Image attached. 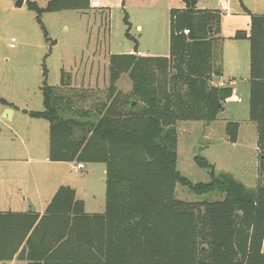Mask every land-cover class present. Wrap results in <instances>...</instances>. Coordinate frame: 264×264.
<instances>
[{"label": "trees", "instance_id": "16d2710c", "mask_svg": "<svg viewBox=\"0 0 264 264\" xmlns=\"http://www.w3.org/2000/svg\"><path fill=\"white\" fill-rule=\"evenodd\" d=\"M185 3L170 13L169 56H140L133 38V54L111 56L108 100L96 112L64 94L72 90L65 72L61 86L53 87L44 68L45 109L29 115L49 122L50 161L106 166V209L87 213L76 191L63 186L43 215L0 212V262L17 257L27 264H264V185L248 188L218 174L202 156L195 162L210 171L208 183L194 184L178 169L179 123H212L237 99L233 88L213 85L220 75L214 41L221 34V13L197 9L198 0ZM26 5L50 41L43 14L87 11L91 0ZM125 23L130 25L127 18ZM236 39L250 41L249 119L256 125L264 177V16H252L250 37L240 31ZM124 74L132 83L129 93L117 88ZM239 129L238 123L227 124L234 143ZM178 185L198 196L225 197L183 201L176 197Z\"/></svg>", "mask_w": 264, "mask_h": 264}, {"label": "rangeland", "instance_id": "374dc122", "mask_svg": "<svg viewBox=\"0 0 264 264\" xmlns=\"http://www.w3.org/2000/svg\"><path fill=\"white\" fill-rule=\"evenodd\" d=\"M8 1L14 2L12 10L9 7ZM15 1L0 0V8L6 10H0V30L4 32L5 36H8V42H4L9 44L11 37L17 36L15 31L23 27L19 33L25 32L29 35L30 41L35 46L38 44V46L31 48L28 53L21 54L17 58H14V56L10 58L11 50H5V44L4 42L2 43L3 49L1 54H6L5 56L9 57L10 60H0V98L7 96L8 101L26 110H44L43 93L41 90L45 80L43 75L44 68L47 69L48 85L60 87L62 70H64L69 76L72 86V80L78 75V80H80L81 71L83 72V69L80 68L81 64L85 63L86 57L96 51V49L106 55L103 60L104 67L101 68L102 74L104 73L103 79L101 76L103 84L96 89H80L78 87L72 88V90L66 89L64 94L73 97L77 107L92 112H96L102 103L107 102L110 86V50L113 54H120V52L129 54L131 49L135 50V42L126 36L127 30L130 28V26L124 23L126 15L129 16L131 23L130 34L139 41L141 50L155 52L156 49H160L161 51L159 52L167 54L170 48V36L169 40H167L166 34L161 33L160 28L155 30L157 25L159 27L165 26L164 18L160 17L164 11L160 10L161 7L159 6L156 9L155 7H151V0H126L124 8L121 6L122 0H110L112 4L111 11L45 13L43 22L49 33L50 41L46 40L43 30L36 21V13L30 11L26 5L22 8H17ZM32 1L37 2L40 7L44 8L50 0ZM160 6L163 7V4ZM162 20L163 23L161 22ZM101 24L103 25V29H100ZM138 25L143 26V33H139L137 30ZM105 31L107 33H104V35H107L104 37L103 32ZM109 32L110 34H108ZM3 40H6V38ZM20 44L19 40L15 42L18 50L21 48ZM221 44L220 36H216L214 55H217ZM238 49H226V66H222L224 71L225 68L229 70L231 66L235 71L237 70V66L232 64V60H236L235 57ZM37 53L40 54V57L39 59L35 57L34 63L33 58ZM244 63L245 61L242 60L241 66H239V76H235L238 78V87H240L239 90L243 96V101L241 104H228L226 112L219 116V120L217 121V123H221L224 120H241L239 146H231L235 145L238 140L236 143L230 140V146L227 145L222 149L220 146L216 147V149L215 146L210 147L211 140H208V138L212 139L213 137L209 136L207 128L209 123L183 122V124L179 123L178 125V169L183 176L187 177L194 184L208 183L210 181V171L201 169L195 162L197 156H202L209 159L211 164L215 166L218 174L232 175L237 181H240L248 188H256L258 184L264 185V177L259 176L260 160L256 148L257 131L255 134L253 131L256 125L249 119L250 82L244 81L246 76H248V69L246 70ZM225 72L228 75L227 70ZM242 86L243 88L241 89ZM117 88L124 93L131 91L132 83L128 74L122 75ZM3 115H0V167L10 166L14 169L17 177H19L18 175L22 174V172L18 173L16 168L19 165L23 169L28 167L27 160H29V157L23 151L22 145L25 144L24 141L21 143V140L16 139L15 136L16 134L18 136V134L23 135L26 133L30 134L29 136L32 134V137H37L32 127V124L35 122L21 111L16 113L14 119L4 118ZM41 123L46 125L45 121ZM216 129L219 131L218 128ZM39 130L40 134L38 137L43 139L44 134L46 135L45 130L40 127ZM38 142L40 143L41 139ZM17 158L20 159L18 160ZM39 158L43 157L41 155L35 157V159ZM73 166L74 164L65 163L56 168L54 184L42 182L37 190L29 189L33 200L37 202L40 208V214L46 200H50L52 196L53 187L59 183L62 184L61 186L77 188L79 198L81 197V199L83 198L87 201L89 213L102 214L105 212L106 175L103 174V171L106 170V166L104 164H84L85 169L83 171H75L72 168ZM94 168L96 170L92 173ZM86 180L89 184H86ZM176 197L188 202H202L222 200L225 195L214 192L198 196L190 191L188 187L178 185ZM8 206V204L1 203L0 212L2 210L5 211ZM0 264L27 263L15 257L12 261L0 262Z\"/></svg>", "mask_w": 264, "mask_h": 264}, {"label": "crops", "instance_id": "0c3cea01", "mask_svg": "<svg viewBox=\"0 0 264 264\" xmlns=\"http://www.w3.org/2000/svg\"><path fill=\"white\" fill-rule=\"evenodd\" d=\"M27 1L28 0H26V2ZM30 1H32V0H30ZM26 2L24 4V6L26 5ZM125 3H126V0H122V3H121L122 8H124ZM8 4L10 5L9 6L10 9L12 10L14 8V2L11 3L10 1H8ZM150 4H152L151 7H155V9H156L159 6V7H161L160 10L164 11V13H162L160 15V17L164 18L165 26L162 25L159 27V25H157L155 30L160 28L161 33H165L167 40H169L171 10H173V9H179V10L185 9V7H186L185 0H151ZM162 4H163V7L160 6ZM196 6H197V9H199V10L219 11L221 13V16H222L221 34H220V39H221L222 44L220 46L219 51H217V55H214V69H216V70L219 69L220 75H215L213 82H216L219 78L232 79V80H235L237 82L236 86L233 88L234 91L236 92L237 99L233 100V101H229L225 104V110L223 112V113H225L226 112V106L228 104H238V103L241 104L243 101V96L240 94V90H239L240 87H238V85H239L238 78L235 77V76H239V73H240L239 66H241L240 63L242 60L245 61L244 67H246V70L248 69V72H247L248 76H246L244 81H248V82L250 81V72H249L250 71V55H251L250 41L248 39H241V40L236 39V34L240 31H243L246 33L247 37H250V35H251V18H252V16H264V0H198V3ZM41 8H43V7H41ZM0 10L6 11L2 8H0ZM103 10H110V11L112 10V4L110 3V0H91V8L89 10H87L86 12H89V11L90 12H96V11L100 12ZM44 14L42 16V23H43V26L45 27L44 22H43ZM100 18H102V17H100ZM126 18L130 24L129 25L130 28L127 30V33L129 31L128 34L130 36V39L133 38L138 43V49H137L136 54H138L140 56H146V57L147 56H151V57H167V56H169L170 48L168 49L167 54L165 52L164 53L159 52V51H161L160 49H156L155 52H150V51L146 52V51L141 50L140 45H139V41L130 34L131 23L129 21L128 15L125 16L124 23H125ZM36 21L40 25L41 29L43 30L42 25L37 20V14H36ZM100 22L102 23V21H100ZM161 22L163 23V20ZM99 23H97V24H99ZM22 28L23 27H20L19 29H17L15 31L18 38H16L17 36H12L9 44H6L4 42V41L8 42V36H5L4 32L0 30V60H4V61L10 60L9 57L5 56L6 54L5 55L1 54V51L3 49V47H2L3 42L5 44L4 45L5 50H11L10 58H11V56H14V58H17V57L21 56V54L28 53L31 48L38 46V44H36V46H35V44L30 41L29 35H27L25 32H23L22 34L19 33ZM45 29H46V27H45ZM100 29H103L102 24L100 26ZM164 29H165V32H164ZM137 30L139 31V33H143V26L138 25ZM150 30L152 31V29H150ZM46 31H47V29H46ZM43 32H44V30H43ZM47 33H48V31H47ZM104 33H107V32L106 31L103 32V36L105 37L107 34L104 35ZM108 34H110V32ZM44 35H45V33H44ZM126 36L128 37L127 34H126ZM48 37H49V33H48ZM4 38H6V40H3ZM45 38H46V36H45ZM12 39H16V42H18V40H19V42H21L20 50L17 49V46H14V48L10 47ZM49 39H50V37H49ZM46 40H47V38H46ZM227 48H229V50H232L233 48H239L237 53H236V57H235L236 60L235 59L232 60V64L234 66H237V70L235 71V69L232 66H231V68H229L230 71L228 70V68H225V71L227 70V73L229 76L226 74V72L222 68V66H224V67L226 66V64H225V51ZM134 51L135 50L131 49L129 51V54L134 53ZM223 52H224V56H223ZM120 54H123V53L120 52ZM112 55H116V54H113L110 50L109 58H111ZM105 56H106L105 53L99 52L98 49H96V51L89 54L86 57V62L85 63L83 62L80 66V68L83 69V72L81 71L80 80H78L79 75L76 78H74L72 80L71 88H77L78 87L80 89H82V88H84V89H96L98 86L103 84V82L101 80L103 79L104 73L102 74L101 68L104 67L103 66V60H104ZM1 57H2V59H1ZM35 57L37 59H39L40 54L37 53L36 56H34V58H33L34 63H35V60H34ZM62 73H64V70H62ZM101 76H102V79H101ZM79 85H81V86H79ZM242 88H243V86L241 87V89ZM6 97L7 96H4V98H0V115L4 114L3 116H5L7 111L11 110L12 112L10 115V119H14L16 113L20 112V111L22 113H24L25 115H28L29 117H30V115H29L30 112H40V111H32V110H26L24 108H20V107L16 106L14 103L8 101L7 100L8 98H6ZM1 100H5L6 102L10 103L12 106H7V105L2 104ZM43 104H44V98H43ZM223 113H221L220 116ZM30 118H32V117H30ZM32 119L35 122L32 124V127L34 129V134L37 137H32V134H31V136H29L30 134L28 135L26 133L23 135L18 134V136L16 134V136H15L16 139L18 138V140H21V143L23 141L25 143L24 145H22V147L24 148V150H23L24 153L29 157V160H27L28 167L23 169L21 167V165H19L16 168L18 173H20V171L22 172V174L18 175L19 177H17L14 169H12L10 166L0 167V204L4 203V204L9 205L5 211L2 210L1 212H23V213H27L30 211L32 212V207H34L36 209V212L39 213L40 208H39L37 202H35V200H33V196L30 194L29 189L31 188V189L37 190L42 182H45V183L49 182V183L54 184L55 179H56L55 178L56 168H58L59 166H62V164H65V163L52 162L49 159V151H50V133H49L50 125H49V122L44 120V119H35V118H32ZM218 120L219 119H217L216 121L209 123L207 125L208 131H209V136L213 137L212 139L208 138V140H211V142L209 144L210 147L215 146V149H216V147L220 146V148L222 149L223 147H226L227 145L230 146V143H229L230 139H229V136L227 135V132H226L227 124L229 122L238 123L240 125V129H239V136H240V133H241V122L240 121L241 120H236V121L224 120L221 123H217ZM42 121H45L46 125L41 123ZM186 123H188V122H186ZM180 124H183V122H181ZM250 126L254 127L255 125H250ZM39 127L41 129L44 128V130H45L46 135L44 134L43 139L38 137L40 134ZM178 128H179V126H178ZM216 128H218L219 131ZM254 128L255 129H253V131L255 134L256 133V126ZM239 138L240 137H238V142L235 145L233 144L231 146H233V147L239 146V144H240ZM39 139H41L40 143L38 142ZM178 148H179V146H178ZM256 148L258 151L257 140H256ZM38 155H41L43 158L35 159V157H38ZM17 159L19 160L20 158H17ZM206 159L209 161L208 158H206ZM72 164H74V166L72 168L75 171H83L85 169V167H84V169L77 168V166H78L77 163H70V165H72ZM95 168H96V166H95ZM95 168L92 170V173L95 172V170H96ZM101 171H102V169H101ZM106 173H107L106 170L103 171L104 175H107ZM105 183H106V178H105ZM86 184H89V182L87 180H86ZM61 185L62 184L59 183L58 185L53 187L52 196H51L50 200H46V202L43 206V209H42V213L41 214L39 213L40 215H43L45 213L49 203L51 202V200L53 199V197L55 196V194L57 193L59 188L63 187ZM73 189L76 191V195H77L78 200L84 201L86 212L89 213L88 209H87V201L84 200L83 198L81 199V197L79 198L77 188H73ZM105 194H106V184H105ZM89 214H91V213H89Z\"/></svg>", "mask_w": 264, "mask_h": 264}, {"label": "built area", "instance_id": "2783aa9c", "mask_svg": "<svg viewBox=\"0 0 264 264\" xmlns=\"http://www.w3.org/2000/svg\"><path fill=\"white\" fill-rule=\"evenodd\" d=\"M184 33L186 35H189L190 32L188 30H185ZM15 42H16V39L11 40V45H10L11 48H14ZM236 84L237 82L235 80L223 79V78H219L216 82H213V85L219 88H234ZM77 168L84 169V165L78 164Z\"/></svg>", "mask_w": 264, "mask_h": 264}, {"label": "water", "instance_id": "95a60500", "mask_svg": "<svg viewBox=\"0 0 264 264\" xmlns=\"http://www.w3.org/2000/svg\"><path fill=\"white\" fill-rule=\"evenodd\" d=\"M25 2H26V0H16L15 1V6L17 8H22L24 6ZM134 105H135V103H133V106ZM11 112H12L11 110H8L4 117L7 118V119L8 118L10 119ZM32 212H36V209L34 207H32Z\"/></svg>", "mask_w": 264, "mask_h": 264}]
</instances>
